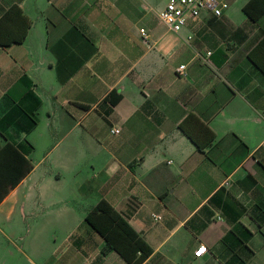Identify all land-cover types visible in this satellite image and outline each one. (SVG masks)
Segmentation results:
<instances>
[{"label": "crops", "instance_id": "1", "mask_svg": "<svg viewBox=\"0 0 264 264\" xmlns=\"http://www.w3.org/2000/svg\"><path fill=\"white\" fill-rule=\"evenodd\" d=\"M166 1L0 0V16L16 4L30 20L0 45V151L20 154L0 152V171L31 163L0 199V264H129L84 221L100 198L151 247L139 264H223L236 222L251 231L243 264H264L250 214L264 211V73L248 56L264 57V12L226 0L175 32L157 15ZM187 112L214 133L204 151L177 127Z\"/></svg>", "mask_w": 264, "mask_h": 264}, {"label": "trees", "instance_id": "2", "mask_svg": "<svg viewBox=\"0 0 264 264\" xmlns=\"http://www.w3.org/2000/svg\"><path fill=\"white\" fill-rule=\"evenodd\" d=\"M241 9L250 19L255 20L264 12V0H246L241 5ZM7 20L21 21L22 25L13 28L5 24ZM29 24L30 20L22 13L18 5H9L0 16V45L22 41ZM263 45L264 33L255 43L254 48L258 49ZM248 56L264 73V57L263 59L256 57L251 50L248 52ZM28 117L29 126L27 129L31 128L36 121L34 115L29 114ZM177 127L199 151H204L206 147L213 143V131L193 112H187L179 120ZM7 148L12 150L15 156H20L19 152L8 142L3 145L0 152H5ZM12 158V160L6 158L8 167L0 171V199L8 187L14 185L21 175L31 167V163L27 159H23L24 164L22 168L18 169V161L15 157ZM9 168H13L16 173L9 172ZM255 208L259 209L258 212L255 211ZM250 214L258 223L264 220V211L261 210V204H256L254 208H250ZM83 218L102 236L104 240L102 249H114L129 264H139L151 252V247L105 199L100 198L87 208ZM250 235L251 231L241 222L234 223L221 235L218 239V257L223 264H243L244 257L240 255L238 248L246 245Z\"/></svg>", "mask_w": 264, "mask_h": 264}, {"label": "built area", "instance_id": "3", "mask_svg": "<svg viewBox=\"0 0 264 264\" xmlns=\"http://www.w3.org/2000/svg\"><path fill=\"white\" fill-rule=\"evenodd\" d=\"M228 5L226 0H167L165 4L158 10V17L166 24V26L173 30L178 31L179 28L186 22L189 18H194L198 16L201 10H208L211 14L219 16L222 10ZM140 33L145 37L146 33L144 28H139ZM190 35L187 36L189 38ZM209 53V51H207ZM184 64H178L176 66V72L179 74H184L183 71ZM118 127H111V132H117ZM264 146V141H263ZM152 216L156 219L160 218V215L153 213ZM206 250V246L203 243L197 244L193 250L192 254L194 256H199L201 253L200 249ZM197 253H200L197 255Z\"/></svg>", "mask_w": 264, "mask_h": 264}, {"label": "snow or ice", "instance_id": "4", "mask_svg": "<svg viewBox=\"0 0 264 264\" xmlns=\"http://www.w3.org/2000/svg\"><path fill=\"white\" fill-rule=\"evenodd\" d=\"M201 252L205 251V249L201 248L200 249ZM200 253H197V255H199Z\"/></svg>", "mask_w": 264, "mask_h": 264}, {"label": "rangeland", "instance_id": "5", "mask_svg": "<svg viewBox=\"0 0 264 264\" xmlns=\"http://www.w3.org/2000/svg\"><path fill=\"white\" fill-rule=\"evenodd\" d=\"M165 1V0H164ZM227 1H229V0H227ZM234 5V4H233Z\"/></svg>", "mask_w": 264, "mask_h": 264}]
</instances>
